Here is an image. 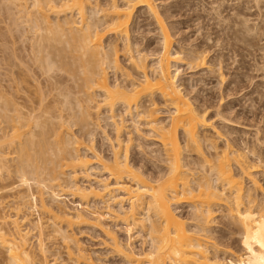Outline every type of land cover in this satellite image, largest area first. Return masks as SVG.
<instances>
[{"label": "bare ground", "instance_id": "bare-ground-1", "mask_svg": "<svg viewBox=\"0 0 264 264\" xmlns=\"http://www.w3.org/2000/svg\"><path fill=\"white\" fill-rule=\"evenodd\" d=\"M6 1L7 11L13 7L21 13L24 29L21 46L19 37L15 38L18 46L12 42L15 36L7 38L23 53L7 44L4 48V40L0 47V70H5V82L0 80L4 82L0 113L10 130L4 123L5 130L0 127V146L10 148L16 143L21 176L35 179V173H40L47 176L42 179L58 180L64 175L63 187L70 190L59 189L62 194L94 210L104 204L107 213L122 224L145 222L149 240L144 248L124 246L115 236L119 222L106 224L105 212L100 211L92 223L82 210L59 216L57 210L45 207L48 201H41L50 214L52 231L59 232L62 240H75L81 248L72 237L74 226L103 231L101 224L121 264H264V201L258 198L262 188L255 176L264 175V159L231 140L217 143L219 132L208 120L209 100L194 102L177 83L178 69L171 67L179 63V52L171 50V38L154 0ZM13 10L8 12L14 15ZM141 10L154 18L161 34L162 45L152 64H145V48H139L130 33L129 24L137 22L134 14ZM188 61L190 68L206 63L202 54H192ZM159 102L170 114L166 121L165 116L158 120ZM100 110H106L114 131L112 137L104 135L110 149L105 154L93 143L90 129L92 114ZM126 117L135 128L138 123L147 125L162 164L155 167L164 170L154 168L146 174L138 164L141 158L131 152L135 138L122 132ZM69 123L77 124L82 136L76 138L62 128ZM6 158L0 149V164ZM96 168L103 171L100 179L89 178L88 171ZM81 177L88 183L82 179L78 184ZM105 192L106 198L100 200ZM181 204L190 207L194 228L185 226L175 212ZM215 207L224 208L228 225L235 226L238 248L223 249L208 233ZM137 212L144 214L136 219ZM0 218L4 221V216ZM11 223L9 233L0 224V246L9 262L36 264L27 246V231L17 221ZM48 238L41 237L40 230L36 242L43 248ZM82 249L77 253L82 264L98 260L108 264L103 258L92 260Z\"/></svg>", "mask_w": 264, "mask_h": 264}, {"label": "rangeland", "instance_id": "rangeland-1", "mask_svg": "<svg viewBox=\"0 0 264 264\" xmlns=\"http://www.w3.org/2000/svg\"><path fill=\"white\" fill-rule=\"evenodd\" d=\"M3 1H0V47L4 40L3 47L6 48L7 44L12 48V42L16 44L18 41L15 39L16 37H19L18 44L19 42L21 44L24 29V23L21 20L23 21L24 18H21V13L16 12L17 9L11 5L12 8L8 11L14 9L17 14L13 12V15L12 12H8V1L5 0L6 4L5 2L3 4ZM154 2L171 38V50L179 52V63L173 62L172 65L175 67H171V69L176 67L178 69L177 83H181L183 91L193 101L195 100L194 102L197 101L198 104H201L202 102L199 103V101L203 98L209 100L210 107H212L208 114V120L219 132L217 143L223 145L226 141L231 140L236 144V147L254 150L264 159V0H154ZM3 7H6L7 12ZM142 10L134 14V20L136 19L137 22L129 24L130 33L137 39V46L145 48L142 51L147 55L145 64H152L156 61L155 57L160 51L162 39L154 18ZM13 20L17 25L13 23ZM10 35L11 37L15 36L12 38L15 40L11 42V45L8 42V39L11 40ZM14 43L15 48H13L17 49L18 45L16 44V46ZM20 46L17 49L18 52H21ZM192 54L204 56L206 61L204 67H189L188 60ZM0 55L2 56L1 53ZM9 59L11 58L9 57ZM1 76L3 77L1 78ZM113 76L114 74L110 71V79ZM4 77L5 70L3 71L1 68L0 80H3ZM3 81H0V85L5 82ZM9 92L11 91L9 90ZM198 99L200 100L198 101ZM157 110L158 120L161 121V116H165L164 121L168 120L167 116L170 114L165 112L168 109L161 102L157 103ZM106 114V110L93 113L90 125L92 133L94 132L92 137H95L93 143L101 147L102 154L110 153L109 144L105 138L106 134H109V137L114 135L112 120L106 118ZM0 121V127L4 124L3 127H7L8 123L3 122L1 113ZM4 128L2 130L6 129ZM62 128L67 130L71 136L76 138L82 136L77 124H65ZM122 128L124 134L127 131L129 136L135 138L131 141V146H134L131 152L135 157L141 158L138 164L143 165L146 174L154 168L164 170L163 167L161 169L155 167L161 162L158 160L159 152L155 150L157 146L150 140L152 134L147 125L138 123L135 128L129 117H126ZM2 130L0 129V135L3 134ZM7 130V132L10 131L8 127ZM11 146L10 148L0 146L7 157L6 161L0 164V215L4 216L3 220L5 221L1 220L3 223L0 222V224L1 226L3 224L2 227L6 233L10 232L9 227L13 224L12 221H17L19 227L21 226L27 231V246L33 253L36 264L37 262H43L42 264H82L79 262L80 260H77L78 249L81 248H83L84 254L90 256L94 261L96 258H103L108 264L123 262L120 255L112 249L111 239L108 238L107 230L101 224L99 226L103 228V231L93 226H74L72 237L77 239L81 248H78L75 240H62V235L59 232L52 231V221L48 219L50 214L42 209L41 201H45L44 203L48 201L49 205L45 204V207L57 210L60 212L59 216H64V213L68 211L72 212L70 213L72 215L82 210L88 221L92 223H94L93 218L98 217V213L103 211L105 215L102 219L106 224L110 223L108 220L119 222L118 226L114 228L115 236L121 239L124 246L147 247L148 226L145 222L143 225L141 223L134 225L132 222L122 224L120 218L116 219L117 217L107 213L104 204H99L101 209L97 210L80 205L78 199L72 198L68 193L62 194V191L59 190L63 189L66 184L63 180L64 175L58 180L42 179L47 176L43 177L40 173H35V179L27 174L28 178L25 175L21 176L17 160V157L21 155L20 150L17 149L16 143ZM68 172V170L65 171V174ZM88 172H91L89 178L98 180L103 171L96 168ZM103 174L108 178L107 173ZM255 176L262 188V191L258 192V198L264 201V175L255 174ZM82 179L84 178L81 177L77 183H88L85 179L81 183ZM106 182H110V180L106 179ZM64 189L70 190L69 188ZM53 190L54 195L52 194ZM50 192L52 196L49 194ZM106 194L105 192L100 200H104ZM180 206L174 209L175 212L180 216L185 226L194 228L191 223L193 221H191L190 207L185 204ZM138 213L135 215L136 219L144 214ZM210 219L212 225L207 227V230L217 239L218 245L223 249L238 248V234L235 232L233 224L228 225L226 210L215 207ZM40 230L41 237H49L43 241V248L36 242ZM109 234H112L111 231ZM95 262L102 264L99 260L98 263ZM0 264H11L3 246H0Z\"/></svg>", "mask_w": 264, "mask_h": 264}]
</instances>
